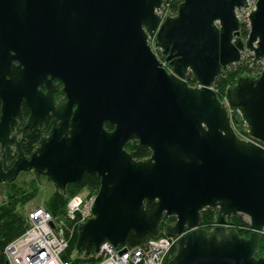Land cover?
<instances>
[{"label":"water","instance_id":"95a60500","mask_svg":"<svg viewBox=\"0 0 264 264\" xmlns=\"http://www.w3.org/2000/svg\"><path fill=\"white\" fill-rule=\"evenodd\" d=\"M168 1V0H167ZM165 0H0V183L46 174L59 192L85 174L100 179L93 217L80 224L76 250L89 258L129 236L180 237L168 264H264V69L228 91L216 80L250 51L264 64V0H183L175 17ZM255 4L242 39L238 14ZM159 49L170 69L154 52ZM191 72L202 86L186 81ZM65 99L56 101L59 85ZM46 87L47 93L40 88ZM52 120L30 156L13 129ZM240 113L251 141L235 132ZM109 125L112 130L106 129ZM138 142L151 156L137 160ZM16 157L7 162L6 148ZM217 212L201 229L202 213ZM249 220L248 238L227 230Z\"/></svg>","mask_w":264,"mask_h":264},{"label":"trees","instance_id":"16d2710c","mask_svg":"<svg viewBox=\"0 0 264 264\" xmlns=\"http://www.w3.org/2000/svg\"><path fill=\"white\" fill-rule=\"evenodd\" d=\"M183 0H168V6L165 7L164 11L171 13L172 17H175L178 13V8ZM241 33L243 38H247L249 35V26L248 23L243 22L241 27ZM162 56V55H161ZM163 58V56H162ZM255 70L251 69L247 66H242L240 64L233 65L227 71L220 76L215 84L214 90L217 93L219 99H223L224 96L230 90V86L234 84L235 81H238L245 74H253ZM260 72H257L259 75ZM226 76V77H225ZM186 80L188 83L198 84L195 76L188 72ZM0 116H1V102H0ZM237 117V118H236ZM233 116V124L237 129L238 133L245 134L248 137L247 127L242 126V121L240 117ZM233 127V128H234ZM234 128V130H235ZM106 129L111 131L112 128L107 125ZM236 132V130H235ZM237 133V132H236ZM18 135H21L22 138L25 139L26 144V153L28 156L36 149L37 143H39L42 132L35 129L32 132L27 131L26 129H18ZM13 144H8L6 148V158L7 162L10 163L15 157L16 153L14 150ZM126 150L129 153H134L135 158L137 160H144L151 156V151L148 148H144L139 146L138 142H131L126 146ZM38 177L42 175L36 173ZM10 186V190L7 193L6 202L0 205V264H7V259L5 255L6 248L21 238L26 231L29 229V220L28 216H25L22 212L19 211V207L25 205L29 200H31L36 195L37 187L35 185H31L30 193L29 191L23 192L16 186L13 182H5ZM100 179L97 176L85 174L82 181L80 183H73L68 185L66 192H59L56 190L52 196L46 201L45 209L49 213H51L54 218L58 221H63V229L66 233V238L68 241V249L63 254V259L74 264H96L99 259L96 257V254L89 258H85L83 254H79L76 250V245L78 241V229L77 220H71L68 218L66 207L70 198L78 195L84 189H89L92 193H98L100 189ZM217 212L213 209H206L202 213V225L201 227L207 228L208 230H212L214 228L216 222ZM175 222V218L171 217L165 219V225L161 228V235L164 236L165 226L168 224H173ZM235 229L241 237H249L250 236V228L249 223L246 221L244 216L239 215L238 217H233L231 219V227L229 228ZM151 237L147 236L145 238H137L134 234H131L128 239V245L130 247H139L145 245L148 239ZM177 252V245L173 248L172 256L174 257ZM259 257L264 256V236L262 237V243L260 245L259 252L257 253ZM171 261L168 260L166 264Z\"/></svg>","mask_w":264,"mask_h":264},{"label":"built area","instance_id":"2783aa9c","mask_svg":"<svg viewBox=\"0 0 264 264\" xmlns=\"http://www.w3.org/2000/svg\"><path fill=\"white\" fill-rule=\"evenodd\" d=\"M251 4L253 2H250V7ZM164 9L159 12L161 17ZM198 86L199 89L202 88ZM247 141H251V138ZM95 200L96 195L89 197L82 192L70 198L66 207L68 218L73 221L78 219L76 223L80 227V224L93 217ZM245 219L249 223V220ZM28 220L30 227L26 233L5 250L7 264H74L63 259V254L68 249L63 221L56 220L45 208H39L29 214ZM230 227L231 224L227 229ZM249 228L253 233L250 223ZM258 233L263 237L264 229ZM179 239L180 237L159 236L148 239L143 246L130 247L127 243L118 248L105 242L100 248V253L96 254L99 259L96 264H166L168 260L173 259L172 251Z\"/></svg>","mask_w":264,"mask_h":264},{"label":"rangeland","instance_id":"374dc122","mask_svg":"<svg viewBox=\"0 0 264 264\" xmlns=\"http://www.w3.org/2000/svg\"><path fill=\"white\" fill-rule=\"evenodd\" d=\"M165 1L166 2L164 4V8L166 6H168V3H167L168 1L167 0H165ZM254 8H255V4L253 3V4H251V7H250L249 10H243V11H241L238 14V16H239V18H240V20H241L242 23L243 22H246V23L249 24L248 17H249V14L251 13V11L254 10ZM167 17H172V15H171V13H169L167 11H164V13L162 14L163 21ZM242 39L245 41L247 38H243L242 37ZM150 44H151L154 52L158 56V59L160 60L162 66L164 68H166V69H170L169 63L166 61V58L165 57L162 58V56H161L162 54H161L160 50L159 49H155V47H154V40H150ZM251 57H253V53L250 52V51H245L243 53V61L241 62L240 65H242V66H247L248 65V67L251 68V69H253V70H255L256 73H254L255 75H253V74H249V75L248 74H245L242 77L258 78L260 76V74L262 73L263 69H264V64L262 62H258L255 65L254 62H251V60L248 59V58H251ZM257 72H260V74L257 75ZM237 82L238 81H235L234 84L229 85L230 86L229 89L230 90L233 89L237 85ZM188 84L192 88L199 89V86H198V85H200L199 83L198 84H194V83H190L189 82ZM220 101L222 103H224L225 105H228L227 94H226V96H224L223 99H220ZM233 116L240 117V120L242 121V126L247 127L248 137L245 134L243 135V134L238 133L237 129L233 125V127L235 128V130H236L239 138L242 139V140H244V141L245 140L247 141V139H249V137H250L248 126L242 120V117H241V115H240L239 112H237V111L231 112V110H230L231 122L233 120ZM232 124H233V122H232ZM18 137L20 138L21 135H18ZM14 183L23 192L29 191L31 185H35L37 187V190L35 192L36 195L31 200H29L25 205L19 207V211L22 212L25 216H28L29 214L33 213L35 210H37L39 208H45L46 201L57 190L55 184L51 182V180L49 179L48 176L42 175L41 177H38L36 175V172H34V171H29V172L21 173L17 177V179L14 181ZM9 190H10V186L8 184L0 183V205H2L4 202H6V200H7L6 199V197H7L6 195H7V193H8ZM29 193H30V191H29ZM82 193H85V194L89 195V197H92L94 195L97 196V194H98V193L96 194L94 192L92 193V191H90L89 189H84L82 191ZM201 229H204V230H207L208 232H211V230H208L207 228H204V227H201ZM227 230L229 231L230 229H227ZM245 238H248V237H245ZM257 258H261V257H259V255H257Z\"/></svg>","mask_w":264,"mask_h":264},{"label":"flooded vegetation","instance_id":"af4514ba","mask_svg":"<svg viewBox=\"0 0 264 264\" xmlns=\"http://www.w3.org/2000/svg\"><path fill=\"white\" fill-rule=\"evenodd\" d=\"M54 84L55 85H59V88L56 90V92H55V98H56V101L57 102H60V100H63V99H65V95H64V93L62 92V89H63V85L62 84H60L59 82H57V81H54ZM44 93H47V88L46 87H41L40 88ZM22 109H23V115H24V119H25V122L24 123H22L20 126H18L17 128H14L13 129V134H16L17 135V131H18V129H26V123H27V120H28V118H29V116H30V109L28 108V106H27V104H26V102H23V105H22ZM35 129H37L38 131H41L42 132V137H41V139L43 138V137H46V136H48V134L50 133V131L52 130V120L50 119V118H46L45 119V121H44V123H43V126L41 127V126H39V125H36L34 128H33V130L32 131H34ZM27 131H29V132H32L31 130H28V129H26ZM18 136V135H17ZM20 139L22 140H24L25 141V139L24 138H22V137H20ZM40 139V140H41ZM38 147V143H37V145H36V148ZM42 175H46V174H42ZM47 176V175H46ZM175 223V222H174ZM173 223V224H174Z\"/></svg>","mask_w":264,"mask_h":264}]
</instances>
